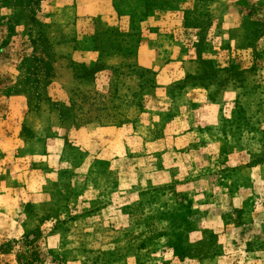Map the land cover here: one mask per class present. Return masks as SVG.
<instances>
[{"label":"rangeland","instance_id":"rangeland-1","mask_svg":"<svg viewBox=\"0 0 264 264\" xmlns=\"http://www.w3.org/2000/svg\"><path fill=\"white\" fill-rule=\"evenodd\" d=\"M158 1L166 97L155 33L0 0V264H264V0Z\"/></svg>","mask_w":264,"mask_h":264},{"label":"crops","instance_id":"crops-1","mask_svg":"<svg viewBox=\"0 0 264 264\" xmlns=\"http://www.w3.org/2000/svg\"><path fill=\"white\" fill-rule=\"evenodd\" d=\"M157 1L152 3V0H75L74 11L76 16L99 17L111 28L119 27L123 30L136 28L139 33H155L151 34L152 37L150 36L144 44L141 41L139 61L142 65V47H146L144 49H148L147 52L150 54L153 52L154 58L148 68L152 69L154 73L156 90H159L162 96L166 97V88L184 80L186 77L185 72L182 70L185 59L180 57V51L175 50V42L170 41V49L172 50L169 52L171 54L167 56L165 61L158 64L161 59V48H169V45L157 42L158 33L168 31L174 26H180L183 18L182 12L178 8L163 7ZM192 89L193 93L201 91L198 87ZM9 203L10 214L6 215L1 212L2 208H0V240L12 236L13 229H15L13 224H17L13 220L16 205L12 200ZM0 207L2 206L0 205Z\"/></svg>","mask_w":264,"mask_h":264},{"label":"trees","instance_id":"trees-1","mask_svg":"<svg viewBox=\"0 0 264 264\" xmlns=\"http://www.w3.org/2000/svg\"><path fill=\"white\" fill-rule=\"evenodd\" d=\"M35 1H39L40 2V1H43V0H34V3H35Z\"/></svg>","mask_w":264,"mask_h":264}]
</instances>
